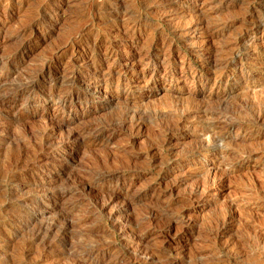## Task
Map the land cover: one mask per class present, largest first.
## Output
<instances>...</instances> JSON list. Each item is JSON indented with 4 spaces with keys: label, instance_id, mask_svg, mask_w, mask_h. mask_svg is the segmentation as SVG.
<instances>
[{
    "label": "rangeland",
    "instance_id": "obj_1",
    "mask_svg": "<svg viewBox=\"0 0 264 264\" xmlns=\"http://www.w3.org/2000/svg\"><path fill=\"white\" fill-rule=\"evenodd\" d=\"M262 23L264 0H0V264H264Z\"/></svg>",
    "mask_w": 264,
    "mask_h": 264
},
{
    "label": "bare ground",
    "instance_id": "obj_2",
    "mask_svg": "<svg viewBox=\"0 0 264 264\" xmlns=\"http://www.w3.org/2000/svg\"><path fill=\"white\" fill-rule=\"evenodd\" d=\"M61 1H62V0H61ZM63 1H64V0H63ZM66 1H67V0H66ZM61 4H62V3H61ZM50 12H51V11H50ZM116 13H117V12H116ZM49 14H50V13H49ZM114 16H115V15H114ZM114 16H113V17H114ZM110 17H111V16H110ZM113 17H112V18H113ZM35 18H36V17H35ZM116 18L119 19L118 17H116ZM31 19H32V18H31ZM32 20H33V19H32ZM109 20H110V19H109ZM111 20H113V19H111ZM128 20H130V19H128ZM128 20H127V21H128ZM36 21H37V20H36ZM41 21H42V20H41ZM41 21H40V22H41ZM125 21H126V20H125ZM29 22H31V21H29ZM29 22H27V23L29 24ZM107 22H108V21H107ZM255 22H256V21H255ZM36 23H37V22H36ZM256 23H257V22H256ZM28 24H27V26H28ZM105 24H106V23H105ZM105 24H104V25H105ZM115 24H116V23H115ZM137 24H138V23H137ZM259 24H260V23H259ZM262 24H263V23H262ZM198 25H199V24H198ZM253 25H254V24H253ZM253 25H252V26H253ZM263 25H264V24H263ZM25 26H26V25H25ZM110 26H111V25H110ZM118 26H119V25H118ZM105 27H106V26H105ZM120 27H122V26H120ZM22 28H23V27H22ZM252 28H253V27H252ZM24 29H25V28H24ZM250 29H251V28H250ZM105 30H106V29H105ZM108 30H109V29H108ZM108 30H107V33L110 31V30H109V31H108ZM111 30H112V29H111ZM242 31H243V30H241V32H242ZM111 32H112V31H111ZM111 32H110V33H111ZM113 33H114V32H113ZM253 34H254V33H253ZM237 35H238V34H237ZM239 35H240V34H239ZM237 37H238V36H237ZM99 39H100V38H99ZM99 39H98V40H99ZM3 40H4V39H3ZM110 40H111V39H110ZM240 40H241V39H240ZM1 41H2V40H1ZM229 41H230V40H229ZM0 43H1V42H0ZM93 43H94V42H93ZM104 44H105V43H104ZM109 44H110V43H109ZM109 44H108V45H109ZM240 44H241V43H240ZM243 44H244V43H243ZM243 44H242V45H243ZM88 45H89V43H88ZM229 45H230V44H229ZM86 46H87V44H86ZM110 46H111V45H110ZM224 46H225V45H224ZM224 46H223V47H224ZM237 46H238V45H237ZM89 47H90V46H89ZM106 47H107V46H106ZM90 48H91V47H90ZM237 48H238V47H237ZM227 49H228V48H227ZM232 49H233V48H232ZM16 50H17V49H16ZM24 50H25V49H24ZM115 50H116V49H115ZM228 50H229V49H228ZM235 50H236V48H235ZM239 50H240V49H239ZM230 51H231V50H230ZM233 52H234V50H233ZM237 52H238V51H237ZM111 53H112V51L109 52V54H111ZM119 53H120V52H119ZM231 53H232V52H231ZM113 54H114V53H113ZM228 54H229V51H228ZM232 54H233V53H232ZM112 56H113V55H112ZM119 56H120V55H119ZM228 56H229V55H228ZM85 57H86V56H85ZM224 57H225V56H224ZM114 58H115V57H114ZM114 58H113V59H114ZM87 59H88V58H87ZM221 59H222V58H221ZM224 59H225V58H224ZM84 60H85V58H84ZM208 60H210V59H208ZM92 62H93V61H92ZM125 62H126V61H125ZM64 63H65V62H64ZM66 63H67V62H66ZM71 63H72V62H71ZM81 63H82V62H81ZM81 63H80V64H81ZM130 63H131V62H130ZM225 63H226V62H225ZM238 63H239V62H238ZM68 64H70V63H68ZM74 64H76V62H75ZM77 64H78V63H77ZM63 65H64V64H63ZM66 65H67V64H66ZM85 65H86V64H85ZM67 66H68V65H67ZM74 66H75V65H74ZM76 66H77V65H76ZM86 66L88 67V65H86ZM225 66H227V65H225ZM42 67H43V65H42ZM65 67H66V66H64V68H65ZM90 67H91V66H90ZM65 69H66V68H65ZM68 69H69V68H68ZM72 69H73V68H72ZM49 70H50V69H49ZM69 70H70V69H69ZM87 70H88V69H87ZM222 70L224 71V69H222ZM44 71H45V70H44ZM66 71H67V70H66ZM70 71H71V70H70ZM82 71H83V70H82ZM94 71H95V70H94ZM103 71H104V70H103ZM103 71H102V74H103ZM106 71H108V69L105 70V72H106ZM32 72H33V71H32ZM35 72H36V70H35ZM35 72H34V74H35ZM47 72H48V71H47ZM62 72H64V71H62ZM89 72H90V71H89ZM214 72H215V71H214ZM217 72H218V71H217ZM36 73H37V72H36ZM39 73H40V72H39ZM95 73H96V72H95ZM108 73H109V72H108ZM219 73H220V72H219ZM221 73H222V72H221ZM221 73H220V74H221ZM48 74H49V72H48ZM65 74H66V73H65ZM102 74H101V75H102ZM46 75H47V74H46ZM68 75H69V74H68ZM73 75H74V74H73ZM73 75H72V76H73ZM108 75H109V74H108ZM213 75L215 76L214 73H213ZM217 75H218V74H217ZM29 76H30V75H29ZM66 76H67V75H66ZM218 76H220V75H218ZM31 77H32V76H31ZM50 77H51V76H50ZM61 77H62V76H61ZM67 77H68V76H67ZM75 77H76V76H75ZM77 77H79V76H77ZM5 78H6V77H5ZM8 78H9V77H8ZM34 78H35V77H34ZM65 78H66V77H65ZM65 78L61 79V81L64 82V79H65ZM30 79H31V78H29V82H30ZM32 79H33V78H32ZM37 79H38V78H37ZM58 79H59L58 76L54 77V81H56V80H58ZM67 79H68V78H67ZM10 80H12V79H10ZM10 80H9V81H10ZM42 80H43V79H42ZM70 80H71V78H70ZM18 81H20V80H18ZM18 81H17V83H19ZM23 81H24V80H23ZM27 81H28V78H27ZM27 81H25V83H27ZM31 81H34V80H31ZM61 81H60V82H61ZM65 81H66V80H65ZM67 81H68V80H67ZM12 82H13V80H12ZM94 82H95V87H96V89H97V87H99L101 84H100L99 81H97V80H95ZM5 83H6V82H5ZM13 83H15V82H13ZM21 83H22V82H21ZM23 83H24V82H23ZM54 83H55V82H54ZM71 83H72V82H71ZM7 84H8V83H7ZM7 84H6V85H7ZM10 84H11V83H10ZM27 84H29V83H27ZM48 84H49V83H48ZM80 84H81V83H80ZM80 84H79V85H80ZM91 84H92V83H91ZM104 84H105V83H104ZM104 84H103V85H104ZM2 85H3V83L0 82V88L2 87ZM8 85H9V84H8ZM14 85H15V84H14ZM25 85H26V84H25ZM25 85H24V86H25ZM29 85H30V84H29ZM39 85H40V84H39ZM54 85H55V84H54ZM59 85H60V87H62L61 84H58L57 87H59ZM70 85H71V84H70ZM70 85H69V86H70ZM77 85H78V84H77ZM10 86H11V85H10ZM16 86H17V85H16ZM64 86H66V85H64ZM12 87H13V85H12ZM17 87H18V86H17ZM17 87H15L14 89H16ZM21 87H22V86H20V88H21ZM57 87H56V88H57ZM66 87H67V86H66ZM66 87H65V88H66ZM70 87H71V86H70ZM79 87H81V85H80ZM82 87H83V86H82ZM85 87H86V86H85ZM91 87H92V85H91ZM6 88H7V87H6ZM18 88H19V87H18ZM33 88H34V87H33ZM88 88H89V87H88ZM92 88H93V87H92ZM3 89H4V88H3ZM69 89H70V88H69ZM76 89H77V88H76ZM81 89H82V88H81ZM100 89H101V88H100ZM5 90H6V89H5ZM8 90H9V89H7V92H9ZM10 90H11V89H10ZM26 90H27V89H26ZM49 90H51V89L49 88ZM56 90H57V89H56ZM86 90H87V88H86L84 91H86ZM1 91H2V90H1ZM16 91H17V90H16ZM40 91H41V90H40ZM75 91H76V90H75ZM91 91H92V90H91ZM98 91H99V90H98ZM35 92H36V91H35ZM89 92H90V91H89ZM93 92H94V89H93ZM3 93H4V92H3ZM3 93H1V94H3ZM9 93H10V92H9ZM19 93H20V92H19ZM31 93H32V91H31ZM47 93H49V92H47ZM63 93H64V92H63ZM67 93H68V91H67ZM24 94H25V93H24ZM45 94H46V92H45ZM26 95H27V94H26ZM50 95H51V94H50ZM52 95H53V94H52ZM2 96H4V95H2ZM5 96H6V95H5ZM60 96H61V94H60ZM63 96H64V95H63ZM63 96H62V97H63ZM27 97H28V96H27ZM57 97H58V96H57ZM57 97H56V98H57ZM0 98H1V95H0ZM52 98H53V97H52ZM56 98H55V99H56ZM49 99H50V97H49ZM81 99H83V98H81ZM57 100H58V99H57ZM2 101H3V100H2ZM61 101H63V100L61 99ZM61 101H59V102H61ZM82 101H83V100H82ZM79 102H80V101H79ZM56 105H57V104H56ZM57 106H58V105H57ZM58 107H59V106H58ZM56 109H57V108H56ZM134 114H135V113H134ZM131 115H132V114H131ZM129 116H130V115H129ZM140 116H141V115H140ZM140 116H139V118H140V120H141V117H140ZM124 119L126 120V118H124ZM128 119H129V118H128ZM144 120H145V119H144ZM129 121H130V120H129ZM136 121H137V120H136ZM137 122H138V121H137ZM137 122H136V123H137ZM141 122H142V120H141ZM125 123H126V122H125ZM134 124H135V123H134ZM137 125H138V123H137ZM137 125L135 124V126H137ZM45 128H46V127H45ZM51 128H52V127H51ZM53 128H54V127H53ZM174 129H175V128H174ZM174 129H173V130H174ZM177 129H178V127H177ZM43 130H44V129H43ZM43 130H42V131H43ZM175 130H176V129H175ZM44 131H45V130H44ZM48 132H49V130H48ZM174 132H175V131H174ZM42 133H43V132H42ZM42 133H40V134H42ZM50 133H51V132H50ZM44 134H45V132H44ZM47 134H48V133H47ZM75 134H76V133H75ZM75 134H74V135H75ZM173 134H174V133H173ZM42 135H43V134H42ZM51 135H52V134H51ZM70 135H71V134H70ZM171 135H172V134H171ZM46 136H47V135H46ZM67 136H68V135H67ZM68 137H69V136H68ZM73 137H74V136H73ZM78 137H79V136H78ZM78 137H77V138H78ZM40 138H41V136H40ZM46 138H47V137H46ZM46 138H45V139H46ZM50 138H51V136H50ZM172 138H173V137H172ZM38 139H39V138H38ZM41 139H42V138H41ZM41 139H40V140H41ZM65 139H66V138H65ZM43 140H44V139H43ZM43 140H42V141H43ZM63 140H64V139H61V142H62ZM73 140H74V139H73ZM73 140H72V141H73ZM77 140H78V139H77ZM165 140H166V139H165ZM68 141H69V140H68ZM72 141H71V142H72ZM43 142H44V141H43ZM65 142H66V141H65ZM80 142H81V141H80ZM44 143H45V142H44ZM47 143H49V141H48ZM78 143H79V142H78ZM39 144H40V143H39ZM63 144H64V143H63ZM40 145H41V144H40ZM49 145H51V144H49ZM71 145H72V144H71ZM71 145H70V146H71ZM84 145H85V144H84ZM45 146H46V145H45ZM39 147H40V146H39ZM40 148H41V147H40ZM42 148H43V146H42ZM46 148H47V147H46ZM62 148H63V147H62ZM38 149H39V148H38ZM39 150H40V149H39ZM39 150H38V151H39ZM41 151H42V150H41ZM42 152H43V151H42ZM36 153H37V152H36ZM37 154H38V153H37ZM39 155H40V154H39ZM39 155H38V156H39ZM35 156H36V154H35ZM35 156L32 155V158L35 157ZM16 158H17V157H16ZM35 158H36V157H35ZM38 158H40V157H38ZM41 158H42V157H41ZM24 159H25V158H24ZM24 159H22V160H24ZM29 159H30L31 161L34 160V159L32 160L31 158H29ZM39 160H40V159H39ZM26 161H27V160H26ZM37 161H38V160H37ZM28 162H29V161H28ZM28 162H26V163H28ZM33 162H34V161H33ZM35 162H36V161H35ZM15 163H16V162H15ZM24 164H25V162H24ZM35 165H36V164H35ZM25 166H26V165H25ZM22 167H23V166H22ZM24 168H25V167H24ZM27 168H29V167H27ZM30 168H31V167H30ZM9 175H10V174H9ZM11 176H12V175H11ZM109 178H110V177H109ZM16 179H18V178H16ZM97 180H98V179H97ZM98 188H99V187H98ZM88 189H89V188H88ZM99 189H100V188H99ZM91 190H92V189H91ZM49 224H50V222H49ZM47 225H48V224H47ZM53 225H56V224H53ZM49 226H50V225H49ZM132 226H133V225H132ZM52 227H53V226H52ZM47 228H48V227H47ZM47 228H46V229H47ZM136 229H137V228H136ZM43 230H45V229L43 228ZM43 230H42V231H43ZM47 230H48V229H47ZM47 230H46V233H47ZM50 230H51V229H50ZM123 230H124V229H123ZM123 230H122V231H123ZM132 230H133V229H132ZM48 231H49V230H48ZM128 231H129V230H128ZM35 232H36V231H35ZM44 232H45V231H44ZM132 232H133V231H132ZM36 233H37V232H36ZM49 233H50V232H49ZM49 233H48V234H49ZM123 233H124V232H123ZM33 236H34V234H33ZM36 236H37V235H36ZM34 237H35V236H34ZM41 237H42V236H41ZM43 237H45V236H43ZM47 237H48V236H47ZM139 237H140V236H139ZM139 237L136 238V239H140ZM35 238H36V237H35ZM32 239H33V238H32ZM32 239H31V240H32ZM44 239H45V238H44ZM42 240H43V238H42ZM1 241H2V240H1ZM138 242H139V240H138ZM1 243H2V242H1ZM0 246H1V245H0ZM1 247H2V246H1ZM139 247H140V246H139ZM135 249H136V248H135ZM135 249H134V250H135ZM137 249H138V247H137ZM139 249H140V250H139ZM139 249H138L137 251H141V248H139ZM142 249H143V247H142ZM143 250H144V249H143ZM143 250H142V251H143ZM105 252H106V251H105ZM135 253H137V252H135ZM143 253H144V252H143ZM145 253H146V252H145ZM101 254H102V253H101ZM141 254H142V253H141ZM141 254H140V255H141ZM82 261H83V260H82ZM0 262H2V261L0 260ZM3 262H4V261H3ZM76 263H79V262H76ZM81 264H82V262H81Z\"/></svg>",
    "mask_w": 264,
    "mask_h": 264
}]
</instances>
